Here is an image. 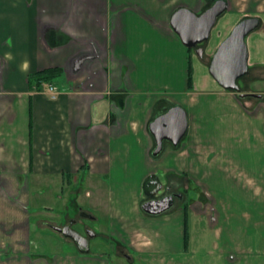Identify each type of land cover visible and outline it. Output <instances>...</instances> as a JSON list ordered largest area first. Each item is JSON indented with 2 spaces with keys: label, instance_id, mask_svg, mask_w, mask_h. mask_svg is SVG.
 I'll return each mask as SVG.
<instances>
[{
  "label": "crops",
  "instance_id": "obj_1",
  "mask_svg": "<svg viewBox=\"0 0 264 264\" xmlns=\"http://www.w3.org/2000/svg\"><path fill=\"white\" fill-rule=\"evenodd\" d=\"M225 2L198 57L170 18L179 7L199 14L204 0H0V264H109L73 243L50 258L33 251L30 174L36 184L60 179L76 195L102 191L110 236L127 260L264 264V90L244 81L240 97L208 72L233 25L257 17L244 78L264 82V0ZM147 64H162L167 82L146 77ZM47 67L63 71L51 83L55 97L49 84L29 86ZM174 105L186 112V132L154 154L149 124ZM150 176L155 195L178 194L156 215L141 208Z\"/></svg>",
  "mask_w": 264,
  "mask_h": 264
},
{
  "label": "water",
  "instance_id": "obj_2",
  "mask_svg": "<svg viewBox=\"0 0 264 264\" xmlns=\"http://www.w3.org/2000/svg\"><path fill=\"white\" fill-rule=\"evenodd\" d=\"M226 6L225 0H217L200 14L186 7H179L171 15L170 26L186 47H195L208 40L216 19L225 11ZM258 22L257 17H247L238 21L216 47L208 64V72L213 79L223 89L235 91L240 97L247 95L241 92L237 82L248 73V49L245 38L258 26ZM195 53L198 57H202L203 47H197ZM250 94L257 98L262 96L258 93ZM149 128L156 144L153 153L158 154L164 139L175 145L183 137L187 129L186 112L181 106L174 105L157 116L149 124ZM146 184L151 187L150 194L154 195L159 187L158 179L150 176ZM172 203L173 197L168 195L159 199L146 200L141 204V208L146 213L156 215L168 210ZM80 214L82 217L95 219L90 213L82 211ZM74 221L71 219L68 224L62 227L52 226V229L69 238L80 253H88L89 238H93L95 232L88 230L87 236L80 234L71 227Z\"/></svg>",
  "mask_w": 264,
  "mask_h": 264
},
{
  "label": "rangeland",
  "instance_id": "obj_3",
  "mask_svg": "<svg viewBox=\"0 0 264 264\" xmlns=\"http://www.w3.org/2000/svg\"><path fill=\"white\" fill-rule=\"evenodd\" d=\"M220 18V17H219ZM218 18V19H219ZM215 28V27H214ZM220 30V29H218ZM222 30V29H221ZM215 31L213 32L214 35ZM210 38L203 43L209 42ZM216 42V41H215ZM248 43V42H247ZM143 61L140 56L139 64ZM147 63V61H145ZM146 77L149 73L154 72L159 79L164 82H167L169 75H165L166 79L163 77V65L155 64L151 68V64H147ZM161 73V74H158ZM161 76V77H159ZM147 80V79H145ZM159 80L155 79V82ZM244 81L246 82L244 87L251 88L254 90H264V82H256L249 86L248 77H241L238 79V85L242 87ZM141 157V155H138ZM139 170L142 169V161L139 160ZM30 192L31 198L28 205V212L30 213L31 223L29 225L30 232L32 233V249L33 251L38 250L42 251L45 258H50L55 253L65 254L67 245L70 244L73 246L72 241L69 238L64 237L61 233L52 229V226L62 227L68 224L69 219H75V223L71 226L74 230L79 233L84 234V229L88 228L95 232L96 236L90 240V249L93 252L94 250L100 253L106 254L105 257L109 264H145L139 260L135 254H131L132 259L127 260L125 258V250L115 243L114 239L111 238V232L109 231V222H108V212L107 205L105 204V196L102 191L100 194H91L87 196L85 191H81L80 194H73L72 190L69 193L68 187L60 179L48 181L46 176H43L37 184L35 183L34 175L30 174ZM34 180V181H33ZM77 182L79 179L76 180ZM50 182L53 184V188H48ZM124 182L126 180L124 179ZM135 184V181H132ZM74 183V182H73ZM76 183V182H75ZM109 180L105 179V185L108 187ZM141 184L138 185V189ZM134 185L132 187L128 186L126 194L132 192ZM64 188V193L61 197L55 196V194ZM54 189L56 191H54ZM78 191H76L77 193ZM125 197L124 200H126ZM81 211L90 213L95 217L94 220L81 217L79 213ZM69 246V245H68ZM51 262L50 260H48Z\"/></svg>",
  "mask_w": 264,
  "mask_h": 264
},
{
  "label": "trees",
  "instance_id": "obj_4",
  "mask_svg": "<svg viewBox=\"0 0 264 264\" xmlns=\"http://www.w3.org/2000/svg\"><path fill=\"white\" fill-rule=\"evenodd\" d=\"M188 51L191 52V48H188ZM62 72V69L59 67H47L41 70L34 71L28 76L29 86L31 89L41 91L44 84H51L55 79L59 78L62 75ZM191 72V61L188 57L187 83L189 88L192 86ZM184 235L186 238V232Z\"/></svg>",
  "mask_w": 264,
  "mask_h": 264
},
{
  "label": "flooded vegetation",
  "instance_id": "obj_5",
  "mask_svg": "<svg viewBox=\"0 0 264 264\" xmlns=\"http://www.w3.org/2000/svg\"><path fill=\"white\" fill-rule=\"evenodd\" d=\"M205 1V6L203 7V9H202V11L200 12V13H202L206 8H208L209 6H211L215 1H217V0H204ZM199 13V14H200ZM242 19H244V18H242ZM242 19H240V20H242ZM239 20V21H240ZM234 26V25H233ZM232 29V28H231ZM206 42V41H205ZM205 42H203V43H205ZM203 43H200V44H197L195 47H192V49H193V51H194V53H195V49L197 48V47H203ZM204 48V47H203ZM262 94V93H261ZM264 94V93H263ZM262 94V95H263ZM262 97V96H261ZM147 191H148V196L146 197V199L145 200H148V199H159V198H162V197H165V196H168V195H171L172 197H173V200L175 199V198H177V196H178V194L177 193H169V192H166L165 191V189L159 194V195H151L149 192L151 191V187L149 186V187H147ZM82 212V211H81ZM80 212V213H81ZM84 212V211H83ZM79 213V215L81 216V214ZM82 217V216H81ZM84 218H86V217H84ZM72 218H70L69 219V221L71 220ZM87 219H89V218H87ZM75 220V219H74ZM69 223V222H68ZM75 223V221L71 224V226L73 225ZM88 230H91V229H88V228H85L84 229V236H87V231ZM81 234V233H80ZM83 235V234H82ZM95 236H96V234H95ZM94 236V237H95ZM93 237V238H94ZM90 240H92V238H89V246H90ZM73 243V242H72ZM74 244V243H73Z\"/></svg>",
  "mask_w": 264,
  "mask_h": 264
},
{
  "label": "built area",
  "instance_id": "obj_6",
  "mask_svg": "<svg viewBox=\"0 0 264 264\" xmlns=\"http://www.w3.org/2000/svg\"><path fill=\"white\" fill-rule=\"evenodd\" d=\"M48 93L51 95V97H55L57 94L56 87L52 84L48 85Z\"/></svg>",
  "mask_w": 264,
  "mask_h": 264
}]
</instances>
